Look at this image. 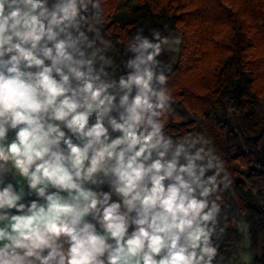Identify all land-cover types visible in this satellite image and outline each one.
Segmentation results:
<instances>
[{"label": "clouds", "instance_id": "obj_1", "mask_svg": "<svg viewBox=\"0 0 264 264\" xmlns=\"http://www.w3.org/2000/svg\"><path fill=\"white\" fill-rule=\"evenodd\" d=\"M104 0H0V264H222L225 192L160 60Z\"/></svg>", "mask_w": 264, "mask_h": 264}, {"label": "trees", "instance_id": "obj_2", "mask_svg": "<svg viewBox=\"0 0 264 264\" xmlns=\"http://www.w3.org/2000/svg\"><path fill=\"white\" fill-rule=\"evenodd\" d=\"M105 35L120 44L126 33L152 27L179 38L177 61L169 50L168 86L184 118L199 116L230 173L225 192L227 229L220 238L222 264L239 242L233 225L243 216L253 264H264V0H104ZM262 106V114L256 107ZM181 131L194 121L174 120Z\"/></svg>", "mask_w": 264, "mask_h": 264}, {"label": "rangeland", "instance_id": "obj_3", "mask_svg": "<svg viewBox=\"0 0 264 264\" xmlns=\"http://www.w3.org/2000/svg\"><path fill=\"white\" fill-rule=\"evenodd\" d=\"M168 35L178 37L176 33H170ZM166 49L170 51L169 52L170 54L168 56L169 63L170 64L176 63L177 57H178V51H179V38H178L177 43L167 46ZM169 63L167 62L168 65ZM262 111H263L262 106L256 107L257 114L261 115ZM182 121L183 122L194 121L195 124L192 125V127L188 131H192L193 129H195L196 132H199L202 135H204L205 138L210 139L206 132L205 126L199 116H196L195 114H192V113H187L186 116L182 119ZM210 141H211V146L214 148L211 139ZM215 154L218 155L216 150H215ZM263 187H264V183L261 179H257V181L252 185V188L254 190L258 188H263ZM233 225L236 229L240 231L241 238L239 239V242L234 245L233 252L231 255L233 258L231 259L230 257V259L224 264H253L254 252L250 249V246H249V240L247 236V227H246L243 216L241 215L238 216L237 219L233 222Z\"/></svg>", "mask_w": 264, "mask_h": 264}, {"label": "crops", "instance_id": "obj_4", "mask_svg": "<svg viewBox=\"0 0 264 264\" xmlns=\"http://www.w3.org/2000/svg\"><path fill=\"white\" fill-rule=\"evenodd\" d=\"M233 257L231 256V259H232Z\"/></svg>", "mask_w": 264, "mask_h": 264}]
</instances>
